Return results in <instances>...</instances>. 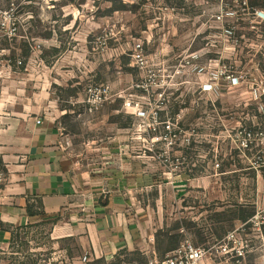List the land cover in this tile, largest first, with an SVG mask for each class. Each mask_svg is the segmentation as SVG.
Masks as SVG:
<instances>
[{
    "label": "rangeland",
    "instance_id": "1",
    "mask_svg": "<svg viewBox=\"0 0 264 264\" xmlns=\"http://www.w3.org/2000/svg\"><path fill=\"white\" fill-rule=\"evenodd\" d=\"M46 93L85 108L99 93L134 136L155 113L149 166L170 175L143 194L150 243L82 262L38 226L0 264H165L184 241L211 264H264V0H0V107Z\"/></svg>",
    "mask_w": 264,
    "mask_h": 264
},
{
    "label": "crops",
    "instance_id": "2",
    "mask_svg": "<svg viewBox=\"0 0 264 264\" xmlns=\"http://www.w3.org/2000/svg\"><path fill=\"white\" fill-rule=\"evenodd\" d=\"M49 94L43 107H0V251L38 226L51 241H74L87 260L150 243L143 194L170 174L150 168L143 144L134 151L135 123L120 126L104 108L87 113L78 94L64 104Z\"/></svg>",
    "mask_w": 264,
    "mask_h": 264
},
{
    "label": "built area",
    "instance_id": "3",
    "mask_svg": "<svg viewBox=\"0 0 264 264\" xmlns=\"http://www.w3.org/2000/svg\"><path fill=\"white\" fill-rule=\"evenodd\" d=\"M260 13H263L261 11ZM104 97L103 95H96L92 99H87L86 104V112L87 113H93L96 111L97 104L98 108L101 106V103L103 102ZM123 109L125 112H127L131 116H136L140 109L137 105L131 106L129 102H126L123 104ZM155 113L151 116L150 120L145 119L141 124L137 126L136 135L134 136V139H139L141 144L144 145V147L147 150V141L145 139H151L149 137L143 136V134L154 132L155 131V125L157 124ZM37 123H39L37 121ZM165 128L168 129L169 126L165 125ZM142 135V137H141ZM143 139V140H142ZM6 182V173L3 169L0 168V190L1 187ZM1 195H0V204H1ZM86 257H82V262L86 261ZM165 264H211L208 262V259L206 258V251H204L203 248L197 247L189 243L188 241H184L180 243L175 249L170 251L164 259Z\"/></svg>",
    "mask_w": 264,
    "mask_h": 264
},
{
    "label": "trees",
    "instance_id": "4",
    "mask_svg": "<svg viewBox=\"0 0 264 264\" xmlns=\"http://www.w3.org/2000/svg\"><path fill=\"white\" fill-rule=\"evenodd\" d=\"M174 247V243H171V248H173Z\"/></svg>",
    "mask_w": 264,
    "mask_h": 264
}]
</instances>
